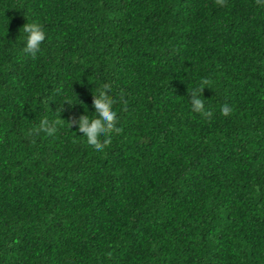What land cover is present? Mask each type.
<instances>
[{
	"label": "trees",
	"instance_id": "1",
	"mask_svg": "<svg viewBox=\"0 0 264 264\" xmlns=\"http://www.w3.org/2000/svg\"><path fill=\"white\" fill-rule=\"evenodd\" d=\"M0 264H264V0H0Z\"/></svg>",
	"mask_w": 264,
	"mask_h": 264
},
{
	"label": "clouds",
	"instance_id": "2",
	"mask_svg": "<svg viewBox=\"0 0 264 264\" xmlns=\"http://www.w3.org/2000/svg\"><path fill=\"white\" fill-rule=\"evenodd\" d=\"M26 37L23 41L22 53L25 56L36 58L42 51V44L46 41L47 33L39 22L25 23L22 27ZM111 89L105 86H100L99 91L96 92L93 99L94 115H81L76 123V128L84 139L86 144L96 153H101L111 143V134L119 132L116 127L117 111L114 109L116 101L107 94ZM190 106L193 112L199 113L203 116L209 117L212 115L210 111H206L205 101L201 99L198 91L194 90L190 94ZM69 104L67 101L63 103ZM71 103L69 105H72ZM84 111L87 112V107ZM62 110L58 109V112ZM232 109L228 105L221 107V113L227 116ZM59 122L49 121L47 118L41 121L40 130L53 136L57 132V124Z\"/></svg>",
	"mask_w": 264,
	"mask_h": 264
}]
</instances>
